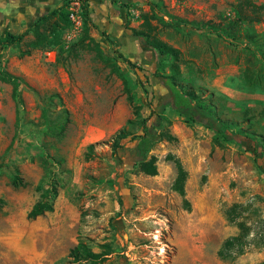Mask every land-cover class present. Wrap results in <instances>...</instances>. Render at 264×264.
I'll list each match as a JSON object with an SVG mask.
<instances>
[{"label": "rangeland", "instance_id": "rangeland-1", "mask_svg": "<svg viewBox=\"0 0 264 264\" xmlns=\"http://www.w3.org/2000/svg\"><path fill=\"white\" fill-rule=\"evenodd\" d=\"M109 2L125 18L128 42L120 43L89 15L87 33L83 23L75 30L69 19L65 26L51 17L40 33L49 39L56 34L54 45L32 48V33L10 50L0 45L1 72L19 70L18 60H26L28 70L19 76V103L10 84L0 87V264L263 261L264 159L255 157L245 136L264 139V9L250 7H264V0ZM67 4L60 9L67 11ZM238 9L257 21L230 26ZM131 29L180 52L177 82L197 91L217 125L227 124L235 140L224 141L187 111L169 106L167 61L155 52L142 61L130 56L137 47L133 42L145 44ZM119 75L128 83L125 91ZM141 119L161 134L147 154L156 158L155 176L134 166L130 138L121 141L120 159L111 154L114 134L123 127L140 133ZM96 127L103 130L99 136ZM94 143L85 160L86 146ZM168 155L187 172L189 210L172 190L176 170ZM14 175L24 187L11 186ZM51 178L57 182L53 212L27 219L39 199L37 186L43 190ZM234 204L244 206L241 218L251 225L253 241L235 260H222L218 249L238 233L225 215ZM79 243L95 254L110 248L111 254L101 263L76 260L70 251Z\"/></svg>", "mask_w": 264, "mask_h": 264}, {"label": "trees", "instance_id": "trees-1", "mask_svg": "<svg viewBox=\"0 0 264 264\" xmlns=\"http://www.w3.org/2000/svg\"><path fill=\"white\" fill-rule=\"evenodd\" d=\"M86 2V0H83V5L81 7V15L83 19V25L87 33L88 28L91 27L92 24L87 12ZM244 4L247 5L246 2H244ZM250 7L253 11L264 9V7L260 5H251ZM236 13L238 15L237 18L233 20L231 24H229L232 27H237V25L241 22L251 23L253 21H257L255 20V18L242 14L241 10L239 9ZM51 17H56L57 21L65 26L68 25L67 11L57 9L56 11L52 12L49 17H44L36 21L30 31L24 34L18 36H14L9 33L6 34L4 38L0 41V45L12 46L14 44H18L29 32H31L34 36V41L30 44V46L34 49L40 48L44 43L47 45H54L58 43V36L56 34H53L52 38L49 39L46 34L40 33L41 26L47 23V21ZM56 26H58V24H56L55 27ZM130 32L133 37L144 39L146 47L153 50L159 57L160 61H167V66L164 65L163 68L168 67L170 70V74L164 78L165 85L171 92V102L169 106L180 113L187 111L193 122L202 124L204 127L212 130L216 136L222 138L224 141L229 142L235 140V138L231 136V134L227 133V124L221 122L217 125L218 119L215 116V112L200 103L202 99L198 96V92L186 88L185 86H183V84L177 82V77L179 76L180 52L177 49L168 45L167 43L155 37H151L143 31H136L134 29H131ZM217 36L219 37V33L217 34ZM248 42L251 43V40H248ZM96 46L98 47V44H96ZM119 77L123 83L125 91V89H127L128 83L122 75H119ZM19 81V77L13 76L7 71H0V82L10 84L12 86V99L16 100L18 103L21 101L20 98H18ZM126 94L127 101L132 104V97L127 91ZM146 121V119L140 120V133L128 132L127 130H125L124 127L119 129L112 137L110 148L112 156L115 159H120L119 150L123 148V146L121 145V141L130 138L131 143L135 142L134 147L131 149L135 155L134 166L138 165L140 172L146 175L155 176L157 175L156 158L153 156L147 158V154L150 152L155 143L161 140V134H157L154 129L147 128ZM127 123L131 124V121H127ZM62 130V128L59 129V131ZM245 137L249 138L252 142L255 157L264 159V139H257L254 137L247 136ZM96 144L97 143L89 144L86 146V152L84 153L85 160H89L91 158L90 153L93 151ZM167 160L173 162L176 170V175L172 183V190L182 198L184 205H186V210H189V202L186 199L185 193V181L187 179V172L184 169L181 161L177 157L173 155H168ZM10 184L15 189L22 188L25 186L24 181L18 175H14L12 177ZM37 191L40 192L39 199L37 202L34 203L30 211L27 213V219L29 220H35L39 217L44 216L47 213L53 212L54 202L57 197L56 180H52L51 178L48 181V185L43 190H40V186H37ZM118 204L120 208H122L123 204L120 199L118 200ZM244 212L245 208L241 204H234L225 211V215L228 222L233 224L237 228L238 233L234 236L225 239L221 247L218 249L217 255L222 260H235L237 257L241 256L245 252L246 248L253 241L251 239V225L246 221V219L241 218V215ZM110 254V248H107V250L101 253H92L84 243H79L75 248L70 251V256H73L74 259L88 260L92 263H101L105 259H107V256ZM257 264H264V260Z\"/></svg>", "mask_w": 264, "mask_h": 264}, {"label": "crops", "instance_id": "crops-1", "mask_svg": "<svg viewBox=\"0 0 264 264\" xmlns=\"http://www.w3.org/2000/svg\"><path fill=\"white\" fill-rule=\"evenodd\" d=\"M65 1L66 0H0V41L8 33L18 36L30 31L36 21L44 17H49L52 12L63 7ZM88 3L89 15L94 25L98 26L100 29H106L108 33L115 37L120 43L129 41V32L124 28L125 18L122 13L118 12L119 10H117V8L110 5L109 0H88ZM28 34H31V32ZM133 43L137 45L135 52H132L130 55L134 59L142 61L144 58L145 60L148 54L154 52L146 47L145 44H140L139 40ZM1 46L3 48L6 47L7 50L12 48L11 46ZM31 58V56H26L28 60ZM25 63L26 60H18L17 66L19 70H14V68L11 67L7 72L18 77L20 75H28ZM1 85L6 84L0 82V87ZM96 131L98 136L103 133V130L99 127H96Z\"/></svg>", "mask_w": 264, "mask_h": 264}, {"label": "built area", "instance_id": "built-area-1", "mask_svg": "<svg viewBox=\"0 0 264 264\" xmlns=\"http://www.w3.org/2000/svg\"><path fill=\"white\" fill-rule=\"evenodd\" d=\"M83 5V0H68L67 4V13L68 19L71 22L72 27L75 30H80L82 28V15H81V7ZM46 56L50 61H54V54L52 52H47Z\"/></svg>", "mask_w": 264, "mask_h": 264}]
</instances>
